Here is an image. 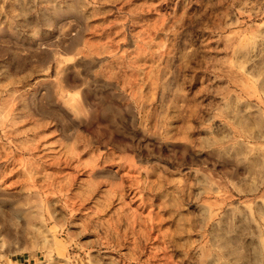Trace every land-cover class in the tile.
<instances>
[{
  "label": "rangeland",
  "instance_id": "374dc122",
  "mask_svg": "<svg viewBox=\"0 0 264 264\" xmlns=\"http://www.w3.org/2000/svg\"><path fill=\"white\" fill-rule=\"evenodd\" d=\"M0 264H264V0H0Z\"/></svg>",
  "mask_w": 264,
  "mask_h": 264
}]
</instances>
